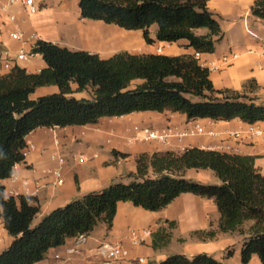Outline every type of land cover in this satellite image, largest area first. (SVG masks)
Returning <instances> with one entry per match:
<instances>
[{"label": "trees", "instance_id": "obj_1", "mask_svg": "<svg viewBox=\"0 0 264 264\" xmlns=\"http://www.w3.org/2000/svg\"><path fill=\"white\" fill-rule=\"evenodd\" d=\"M208 1L79 0V8L82 19L142 30L148 44L156 41L150 28L158 25V41L187 40L197 53L211 54L222 40L223 31ZM252 14L264 19V0H256ZM202 29L207 33H198ZM32 54L41 55L47 64L40 72L30 73L16 66L0 75V207L5 228L13 237L9 248L0 254V264H36L52 248L89 235L100 223L111 228L120 202L156 212L184 193L213 199L221 214V232L249 234L242 247V263L248 264L257 255L264 264V174L256 167V158L249 155L198 147L183 152L142 153L136 158L134 181L113 182L100 192L55 209L34 225L41 211L37 198L6 197L2 181L25 161L27 136L36 129L84 126L104 117L145 111L179 112L190 120L240 119L250 125L264 124V103L245 92L216 88L210 69L195 55L120 51L104 59L99 54L74 51L45 40L35 43ZM46 86H57L59 92L32 97ZM89 86L93 88V99L73 96ZM113 154L128 156L116 150ZM192 168L213 170L221 183L204 184L184 177ZM248 222L252 225L245 230ZM169 224L171 228L176 225ZM194 235L212 239L217 231H197ZM155 240L156 248L167 246L171 235L159 230ZM233 255L234 249L230 248L224 258ZM161 264L225 263L201 253L192 258L174 254Z\"/></svg>", "mask_w": 264, "mask_h": 264}, {"label": "crops", "instance_id": "obj_2", "mask_svg": "<svg viewBox=\"0 0 264 264\" xmlns=\"http://www.w3.org/2000/svg\"><path fill=\"white\" fill-rule=\"evenodd\" d=\"M255 2L209 0L208 8L218 19L223 38L214 53L200 54L198 59L210 69V77L216 88L245 92L259 103H264V19L252 14ZM35 3L40 6V10L31 14L22 3L8 5V0H0V6H6L2 11L4 25L0 31V52L8 50L13 56L21 52L30 55L35 43L45 40L74 51L99 54L104 59L120 51L197 54L187 40L176 43L158 41V25L150 28L151 37L156 41L148 44L142 30L130 31L103 21L82 19L79 0H35ZM16 32L22 35L20 40L12 38V33ZM198 33L205 34L207 30L202 29ZM234 54L238 55L236 59L225 61L226 57ZM16 65L30 73H38L47 66L39 54L30 55ZM6 73L0 69V75ZM73 89H77L76 84H73ZM57 92V86H46L39 88L32 97ZM73 96L93 99V88L89 86L82 92H75ZM254 125L264 130L263 123ZM196 126L202 127L205 133L184 137L177 135L167 142L138 138V130L161 132L173 127L181 133L193 130ZM250 126L240 119L190 120L179 112L145 111L121 117H104L96 124L84 126L39 128L27 136L28 146L33 144L35 149L29 152L24 162L14 167L12 176L2 181V185L6 197H15L17 200L21 196L37 198L41 209L34 220V225H37L55 209L91 192H100L113 182L127 184L134 181L136 158L142 153L183 152L198 147L249 155L256 158V167L264 174V135L250 137ZM114 150L128 156L116 157ZM60 155L66 158L65 165H60L55 158ZM58 169L62 171L61 183H57L54 174ZM150 175L153 176V173ZM183 175L204 184L221 183L211 169L192 168ZM220 219V211L213 199L191 193L180 195L166 208L156 212L137 207L131 202H120L111 228L106 223H100L87 235L85 242L79 243V237L71 238L64 245L52 248L47 257L36 264H102L104 257L98 253V247L105 242L125 245L133 258L143 257L147 264H161L174 254L192 258L201 253H208L225 264H243L242 247L249 234L221 232ZM169 222H175L176 225L171 228ZM251 225L252 222H248L245 230ZM144 229H150L152 235L146 238L144 244H134L131 231ZM159 230L170 233L171 240L167 246L156 248L154 239ZM208 230L217 231L216 237L202 239L194 235L197 231ZM12 241L0 207V254L9 248ZM230 248L234 249V255L225 259L226 251ZM248 264L262 262L254 255Z\"/></svg>", "mask_w": 264, "mask_h": 264}, {"label": "built area", "instance_id": "obj_3", "mask_svg": "<svg viewBox=\"0 0 264 264\" xmlns=\"http://www.w3.org/2000/svg\"><path fill=\"white\" fill-rule=\"evenodd\" d=\"M16 3H22L29 13L34 14L37 13L40 10V6L36 5L35 0H8V5H13ZM6 9V6H0V31L3 28L4 22L2 18V11ZM14 19V17H12ZM12 38L15 40H20L22 38V35L18 32L12 33ZM33 55V54H30ZM30 55H28L25 52H21L16 56H13L8 50H3L0 52V69L5 72H10L13 68H15L18 61L26 60ZM200 56V53L196 54V57L198 58ZM238 57L237 54L231 55V57H226L225 61H229L232 59H236ZM7 74V73H6ZM139 139L143 140H158L161 142H167L170 138L174 136H188V135H197V134H204L205 131L202 127L196 126L195 129L185 131V132H177L175 128L169 127L161 132L154 131L150 129H143L141 131L138 130ZM249 135L250 137H256V136H263L264 130L256 127L254 124L250 126L249 129ZM239 136V135H236ZM35 149V146L33 144H30L27 146V148L24 150L25 157L28 156L29 152L31 150ZM60 165H65L66 158L64 156H56L55 157ZM54 174L56 178L58 179L57 183L62 182V171L61 169L55 170ZM152 235V231L150 229H144L142 231L139 230H132L131 231V240L136 245H142L145 243L146 238L150 237ZM87 239V235H82L79 237V243L85 242ZM98 253L104 257V261L102 264H147V261L143 257L139 258H133L130 254V251L125 247V245L121 243H109L105 242L102 243L98 247Z\"/></svg>", "mask_w": 264, "mask_h": 264}, {"label": "bare ground", "instance_id": "obj_4", "mask_svg": "<svg viewBox=\"0 0 264 264\" xmlns=\"http://www.w3.org/2000/svg\"><path fill=\"white\" fill-rule=\"evenodd\" d=\"M129 39H130V38H129ZM120 40H122V39H119V41H120ZM124 41H125V40H124ZM128 41H130V40H128ZM131 44H132V43H131ZM118 47H119V46H118Z\"/></svg>", "mask_w": 264, "mask_h": 264}, {"label": "rangeland", "instance_id": "obj_5", "mask_svg": "<svg viewBox=\"0 0 264 264\" xmlns=\"http://www.w3.org/2000/svg\"><path fill=\"white\" fill-rule=\"evenodd\" d=\"M177 245H179V244L177 243ZM238 246H239V245H237L236 248H238Z\"/></svg>", "mask_w": 264, "mask_h": 264}]
</instances>
